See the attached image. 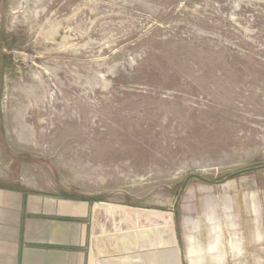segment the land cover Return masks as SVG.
Listing matches in <instances>:
<instances>
[{
  "label": "rangeland",
  "instance_id": "obj_1",
  "mask_svg": "<svg viewBox=\"0 0 264 264\" xmlns=\"http://www.w3.org/2000/svg\"><path fill=\"white\" fill-rule=\"evenodd\" d=\"M0 186L84 202L90 264H251L264 0H0Z\"/></svg>",
  "mask_w": 264,
  "mask_h": 264
},
{
  "label": "crops",
  "instance_id": "obj_2",
  "mask_svg": "<svg viewBox=\"0 0 264 264\" xmlns=\"http://www.w3.org/2000/svg\"><path fill=\"white\" fill-rule=\"evenodd\" d=\"M86 216L84 202L0 186V264H90ZM238 261L264 264V247Z\"/></svg>",
  "mask_w": 264,
  "mask_h": 264
},
{
  "label": "bare ground",
  "instance_id": "obj_3",
  "mask_svg": "<svg viewBox=\"0 0 264 264\" xmlns=\"http://www.w3.org/2000/svg\"><path fill=\"white\" fill-rule=\"evenodd\" d=\"M171 239V238H170Z\"/></svg>",
  "mask_w": 264,
  "mask_h": 264
}]
</instances>
